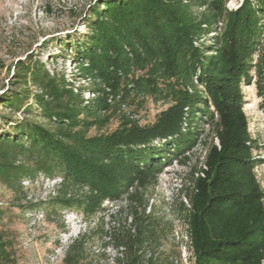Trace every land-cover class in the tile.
<instances>
[{
	"label": "trees",
	"instance_id": "16d2710c",
	"mask_svg": "<svg viewBox=\"0 0 264 264\" xmlns=\"http://www.w3.org/2000/svg\"><path fill=\"white\" fill-rule=\"evenodd\" d=\"M229 1L99 0L74 48L77 71L93 87L90 100L37 63L18 62L16 84L29 78L38 87L32 100L50 127L24 118L4 123L11 130L0 132V183L21 191L23 180L59 179L53 196L31 210L50 203L88 218L105 202H125L134 228L117 237L116 249L126 251L117 261L137 264L158 226L146 213V191L164 168L187 167L200 146L202 160L190 166L184 188L187 205L178 203L192 264H261L264 190L254 173L261 161L242 86L254 72L264 96V0H241L235 10ZM29 98L13 92L0 105L28 110ZM147 102L164 107L148 124L122 110ZM114 116L116 128L101 132ZM84 240L72 242L64 264H78ZM0 264H17L2 232Z\"/></svg>",
	"mask_w": 264,
	"mask_h": 264
},
{
	"label": "rangeland",
	"instance_id": "374dc122",
	"mask_svg": "<svg viewBox=\"0 0 264 264\" xmlns=\"http://www.w3.org/2000/svg\"><path fill=\"white\" fill-rule=\"evenodd\" d=\"M98 2L0 0V102L13 92L22 97L30 96L28 110H24L25 104L18 112L0 105V132L11 130L4 124L10 119L24 118L50 127L32 100V96L40 92L38 87L29 78L25 83L16 84L18 62L21 65L37 63L51 76L69 84L75 93H81L82 100L93 98L89 91L92 85L77 71L74 48L82 43L91 8ZM240 3L241 0H230L226 8L235 10ZM261 56L264 59V40ZM251 76L250 85L242 86L243 112L248 132L258 146L253 156L261 164L254 168V173L264 190V105H261L264 96L258 95L255 73ZM259 84L264 92V74ZM163 108L147 102L142 109L126 106L122 110L135 111V118L144 125L153 121ZM117 123V116H114L101 132L115 129ZM206 130L204 126L202 135ZM97 133L92 128L88 135ZM202 157V149L198 146L190 155L187 167L173 163L164 168L156 186L146 191V213L152 215L158 226L154 241L143 247L137 264H146L149 258L153 264H192L178 203L182 200L187 205L184 188L189 185V168L195 164L198 167ZM22 186L21 191H12L0 183V232L9 241L17 264H64L68 248L81 235L85 240L78 264H118V259L120 262L126 260L123 247H115L117 237L125 230L132 233L134 228L125 202H105L99 214L88 218L78 210H60L50 203L31 210L30 203L43 202L53 196V183L39 176L32 182L23 180Z\"/></svg>",
	"mask_w": 264,
	"mask_h": 264
},
{
	"label": "built area",
	"instance_id": "2783aa9c",
	"mask_svg": "<svg viewBox=\"0 0 264 264\" xmlns=\"http://www.w3.org/2000/svg\"><path fill=\"white\" fill-rule=\"evenodd\" d=\"M45 180H47V179H45ZM47 181H51L53 183V187H55V185L59 183V179L47 180Z\"/></svg>",
	"mask_w": 264,
	"mask_h": 264
}]
</instances>
